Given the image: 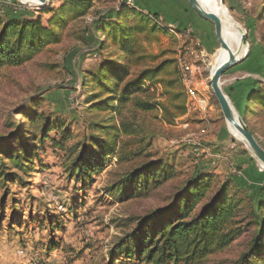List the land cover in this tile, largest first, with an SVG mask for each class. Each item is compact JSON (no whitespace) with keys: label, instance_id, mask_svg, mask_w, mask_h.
<instances>
[{"label":"rangeland","instance_id":"obj_1","mask_svg":"<svg viewBox=\"0 0 264 264\" xmlns=\"http://www.w3.org/2000/svg\"><path fill=\"white\" fill-rule=\"evenodd\" d=\"M62 3L63 0H47L42 6H34L20 0H0V14L29 19L39 17L41 25L48 26L47 21L54 13L47 10L57 9ZM224 4L229 16L247 34L246 55L226 69L220 79L223 91L241 115L247 93L264 84V6L260 18L253 25L254 12L264 4V0H224ZM179 6L208 25L198 22L194 26H182L179 31L177 25L169 22ZM110 11L116 14L114 18H105V23L131 24L132 19L127 15L133 12L158 13L157 24L161 30L150 40L141 36L143 50L159 54V60L173 59L181 76L185 94L184 113L168 122L158 106L157 112L153 113L157 117L145 118L142 122L145 128L155 133L150 148L154 153L153 159H167L175 166L179 179L192 167L222 176L232 174L234 171L217 172L216 169L220 171V163L211 159V154L219 151V146L208 137L214 131L212 124L215 120L218 130L221 127L231 142L229 149L238 147V151L247 153L264 171L245 144L228 130L209 83L213 56L220 45L215 38L213 23L199 17L187 0H90L82 15L72 19L73 16L67 14L65 19L68 21L62 27L59 42L49 43L23 65L0 72V139L17 130L19 133L25 129L40 132L42 126L35 128L20 114L23 105L31 114L38 113L55 125H62L63 130L73 137L65 147L78 140L86 142L92 134L91 120L109 117L105 110L92 116L88 109L103 98L96 97L94 76L103 63L116 55L108 31L100 30L94 34V39H91L89 31L92 33L94 22ZM85 26L90 27L89 31L83 30L88 37L86 43L80 37ZM191 50L193 54L186 52ZM183 58L191 67L190 80L183 78L179 66ZM117 61L121 63L122 57ZM151 91L155 96L153 101H164L161 83L151 85ZM190 91L203 100L197 102L196 107L191 106ZM211 107L212 116L209 112ZM198 113L203 117L200 121ZM250 127L264 148V114L251 117ZM59 131L53 129L49 136L59 138ZM197 133L206 137L201 138ZM36 154L37 159L33 160L27 172H19L23 177L21 180L4 185L0 183V201L4 197V204L0 202V264H106L112 260L114 264H138L136 260L128 261L117 252L112 253L113 245L124 235V230L128 231V227L121 230L116 225L127 216L142 215L165 204L178 180H171L145 196L119 201L104 192L107 182L122 171L114 154L106 157L103 169L93 173L91 180L79 182L68 175L65 150L46 140L37 147ZM248 190L259 196L264 193V183L259 188ZM49 221H54L52 229ZM51 240L55 247L48 249ZM247 243L248 237H241L229 248L210 254L197 264H235Z\"/></svg>","mask_w":264,"mask_h":264},{"label":"trees","instance_id":"obj_2","mask_svg":"<svg viewBox=\"0 0 264 264\" xmlns=\"http://www.w3.org/2000/svg\"><path fill=\"white\" fill-rule=\"evenodd\" d=\"M89 3L90 0H63L59 8L47 10L54 13L47 21L48 26L41 25L39 17L29 19L0 14V72L23 65L49 43L59 42L62 27L68 21L65 16L71 14L75 19L84 13ZM263 6L254 12L253 25L260 18ZM115 14L110 11L101 16L94 22L92 33L90 27L85 26L80 35L86 43L88 37L83 34L86 30L91 39L102 29L109 32L116 55L103 63L94 76L96 97L103 98L88 109L92 116L105 110L109 117L91 120L92 134L86 142L78 140L65 147L73 137L62 125H55L38 113L31 114L26 105L21 106L20 114L27 118L28 124L42 128L39 133L36 129H25L21 133L17 130L0 139V183L21 180L23 177L19 172H27L37 159V147L46 140L65 150L68 175L78 182L91 180L93 173L103 169L106 157L114 154L122 171L104 187L110 198L119 201L136 199L171 180L178 182L165 204L142 215L127 216L116 225L121 230L128 227V231H122L124 235L113 245L112 253L117 252L128 261L136 260L138 264H197L210 254L229 248L239 238L248 237L247 247L235 264H264L263 192L259 196L252 194L234 179L235 171L222 176L192 167L179 179L175 166L167 159H153L150 148L155 133L142 122L145 118L155 119L157 115L153 113L157 112L158 106L168 122L184 113L181 76L173 59L159 60V54L143 50L141 36L150 40L161 30L157 24L158 13L133 12L127 15L132 19L131 24L104 22L105 18H114ZM101 48L102 45L99 50ZM121 57L123 61L118 63ZM155 83H161L165 93L164 101L159 103L153 101L151 85ZM240 112L254 135L250 118L264 114V84L247 93ZM53 129L60 130L59 138L49 136ZM239 169L237 167L236 171ZM0 202L4 204V197ZM53 226L54 221H49V228ZM54 247L51 240L48 249Z\"/></svg>","mask_w":264,"mask_h":264},{"label":"water","instance_id":"obj_3","mask_svg":"<svg viewBox=\"0 0 264 264\" xmlns=\"http://www.w3.org/2000/svg\"><path fill=\"white\" fill-rule=\"evenodd\" d=\"M37 1L41 3V5L34 6H42L47 2V0ZM187 3L199 17L205 20H210L213 23L214 34L217 42L222 49H225L228 52V58L224 62H222L210 75L209 83L212 92L218 102L225 123H230L231 125H233L234 128L239 132L243 140L237 138L234 135L233 136L241 140L245 144L252 157L255 158V160L259 163L260 168L264 169V148L261 147L254 135L248 130L247 126L243 122L241 115L231 104L230 100L221 87L220 79L222 74L230 66L242 60L244 56L238 59L230 49L224 38L223 26L226 21L221 14L222 10L219 12V14L207 10L204 6L201 5L199 0H187ZM220 7L221 9L225 7L224 0H220ZM242 43L247 44V34L245 31L242 35Z\"/></svg>","mask_w":264,"mask_h":264},{"label":"crops","instance_id":"obj_4","mask_svg":"<svg viewBox=\"0 0 264 264\" xmlns=\"http://www.w3.org/2000/svg\"><path fill=\"white\" fill-rule=\"evenodd\" d=\"M174 10H176V7H174ZM193 14L194 13L188 11L187 9L181 10V7L179 6L177 7V13L175 12V14L171 17L173 18V20H169V22L173 23L174 25H177L178 27L186 25L194 26L198 22H201L203 24L205 22V24L208 25L206 21L203 22L199 20L198 17ZM209 112L210 116H212V107L209 108ZM197 116L199 121L201 120V118H203L202 115L199 113ZM213 122L214 123L212 124V127H214V131L213 133H211L212 135L208 137L211 139V141L215 143V145L219 146V151H217V153L213 152L211 154L212 162L217 161L218 163H220V171L216 169L217 172L231 173L233 171H236V168L239 166L241 167V169L237 170V172L233 174L234 179L246 189H250L251 187L255 188L257 186L259 188V186L264 183V171L258 168L257 163L247 153H242L241 151H238V147H233L232 149H229V147L231 146V142L227 140V137L221 127H219L220 129L218 130V122H216L215 120H213ZM197 134L201 138L206 137L204 134L203 137L202 133Z\"/></svg>","mask_w":264,"mask_h":264},{"label":"bare ground","instance_id":"obj_5","mask_svg":"<svg viewBox=\"0 0 264 264\" xmlns=\"http://www.w3.org/2000/svg\"><path fill=\"white\" fill-rule=\"evenodd\" d=\"M20 1L23 3L32 4V5H41V3H39L37 0H20ZM199 2L207 10H210L214 13L219 14V12L222 10L221 14L224 20L226 21L223 26V33H224L225 40L228 46L230 47V49L233 51V53L236 55L238 59L245 56L247 52V44L242 43V35L245 30H243V28L238 22H236L232 17L229 16L227 11L225 10V7L221 9L220 0H199ZM227 58H228L227 50L219 47V49L216 51V53L213 56L212 65L210 67V75ZM227 127H228L229 132L232 135L243 140L241 138V135L234 128L233 125H231L230 123H227Z\"/></svg>","mask_w":264,"mask_h":264},{"label":"built area","instance_id":"obj_6","mask_svg":"<svg viewBox=\"0 0 264 264\" xmlns=\"http://www.w3.org/2000/svg\"><path fill=\"white\" fill-rule=\"evenodd\" d=\"M187 32H189V30H187ZM187 49H190V48H187ZM186 52L193 54L194 51L191 50L190 52H188V51H186ZM179 66L181 68V72H182L183 78L185 80H190V78H191V67L187 65V62H186L185 58H183V60L180 61ZM197 69H199V68H197ZM189 95H190V98H191L190 103H191V106H193V107H196L197 102L203 101L200 98H198V96L195 94L194 91H190Z\"/></svg>","mask_w":264,"mask_h":264}]
</instances>
